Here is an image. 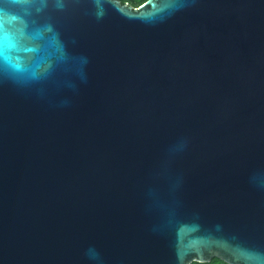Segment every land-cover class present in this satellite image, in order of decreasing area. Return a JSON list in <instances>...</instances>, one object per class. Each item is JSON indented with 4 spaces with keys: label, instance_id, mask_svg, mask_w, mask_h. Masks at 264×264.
<instances>
[{
    "label": "water",
    "instance_id": "water-1",
    "mask_svg": "<svg viewBox=\"0 0 264 264\" xmlns=\"http://www.w3.org/2000/svg\"><path fill=\"white\" fill-rule=\"evenodd\" d=\"M264 264V0H0V264Z\"/></svg>",
    "mask_w": 264,
    "mask_h": 264
},
{
    "label": "trees",
    "instance_id": "trees-1",
    "mask_svg": "<svg viewBox=\"0 0 264 264\" xmlns=\"http://www.w3.org/2000/svg\"><path fill=\"white\" fill-rule=\"evenodd\" d=\"M121 3H127L128 5L132 7H138L141 3H143L145 0H120ZM190 264H227L226 262L220 260L219 258H212L209 262H192Z\"/></svg>",
    "mask_w": 264,
    "mask_h": 264
}]
</instances>
